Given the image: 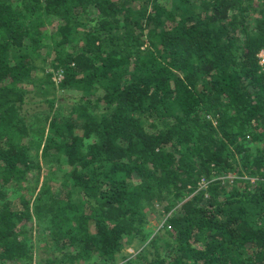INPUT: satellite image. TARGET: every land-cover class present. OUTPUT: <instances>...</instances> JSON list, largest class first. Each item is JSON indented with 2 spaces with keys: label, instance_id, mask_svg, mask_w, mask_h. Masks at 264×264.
I'll use <instances>...</instances> for the list:
<instances>
[{
  "label": "trees",
  "instance_id": "16d2710c",
  "mask_svg": "<svg viewBox=\"0 0 264 264\" xmlns=\"http://www.w3.org/2000/svg\"><path fill=\"white\" fill-rule=\"evenodd\" d=\"M262 51L264 0H0V264H264Z\"/></svg>",
  "mask_w": 264,
  "mask_h": 264
},
{
  "label": "rangeland",
  "instance_id": "374dc122",
  "mask_svg": "<svg viewBox=\"0 0 264 264\" xmlns=\"http://www.w3.org/2000/svg\"><path fill=\"white\" fill-rule=\"evenodd\" d=\"M17 197H18L17 195H12L11 200L16 202ZM162 225H163V217L158 215L152 219L150 224V229L153 232H158L161 229ZM137 249H139V247H133L132 249H127L125 252H127L128 254H134L135 252H137Z\"/></svg>",
  "mask_w": 264,
  "mask_h": 264
},
{
  "label": "built area",
  "instance_id": "2783aa9c",
  "mask_svg": "<svg viewBox=\"0 0 264 264\" xmlns=\"http://www.w3.org/2000/svg\"><path fill=\"white\" fill-rule=\"evenodd\" d=\"M259 62H260V65L261 67L264 68V51H262L260 54H259ZM63 80V73L60 71V72H57L54 77H53V81L56 83V84H59L61 81ZM202 187H205L206 185L204 183H202L201 185Z\"/></svg>",
  "mask_w": 264,
  "mask_h": 264
}]
</instances>
